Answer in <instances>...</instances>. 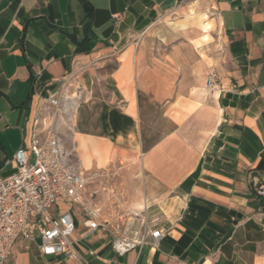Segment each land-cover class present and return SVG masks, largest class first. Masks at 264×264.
I'll use <instances>...</instances> for the list:
<instances>
[{"label": "crops", "instance_id": "0c3cea01", "mask_svg": "<svg viewBox=\"0 0 264 264\" xmlns=\"http://www.w3.org/2000/svg\"><path fill=\"white\" fill-rule=\"evenodd\" d=\"M184 2L0 0V176L16 169L37 94L79 68L87 96L66 146L86 169L113 152L141 156L140 209L110 215L163 232L120 255L75 209L82 260L43 255L40 239L25 238L4 264H264V196L254 191L264 183V0H209L215 22L182 17L178 35L156 33L169 44L151 48L147 31ZM213 27L222 53L209 50Z\"/></svg>", "mask_w": 264, "mask_h": 264}, {"label": "built area", "instance_id": "2783aa9c", "mask_svg": "<svg viewBox=\"0 0 264 264\" xmlns=\"http://www.w3.org/2000/svg\"><path fill=\"white\" fill-rule=\"evenodd\" d=\"M79 71L65 76L52 92L37 94L34 112L26 120L24 145L12 156L16 169L0 176V264L12 254L15 243L25 238L40 239L43 255L67 253L82 260L72 239L75 209L84 214L88 228L108 232L113 249L120 255L148 242L157 244L163 235L160 228L151 230L152 220L142 219L139 232L135 218L130 221L123 215H103L86 200L89 184L105 177L107 170L81 167L75 160V148H68L63 137L64 128L73 131L76 112L87 96L77 77ZM206 82L209 89L216 88L218 71L211 70ZM254 191L264 196V183Z\"/></svg>", "mask_w": 264, "mask_h": 264}, {"label": "rangeland", "instance_id": "374dc122", "mask_svg": "<svg viewBox=\"0 0 264 264\" xmlns=\"http://www.w3.org/2000/svg\"><path fill=\"white\" fill-rule=\"evenodd\" d=\"M204 12L206 17L205 21L212 19L215 22L216 13L215 9L210 5L209 0H187L183 3V7L177 8L171 12L163 13L155 22L152 28H150L146 33V38H149L148 43L151 48L154 45L158 48H162L163 44H169V39L164 42H160L158 37L154 34H171V38L178 35L177 22L182 17L192 18V22L196 16L204 17ZM207 13V14H206ZM197 26V25H196ZM199 26V25H198ZM192 31V30H191ZM182 33V32H181ZM212 39L209 44L210 52L215 51V53H222L224 50L222 42L217 40V32L213 27L211 29ZM169 38V36L167 37ZM136 45L131 44L129 46L130 52V64L133 66V59L135 55ZM150 115H153V108L150 110ZM153 124L152 122L149 123ZM63 137L67 146L71 147L72 144V130L64 128ZM149 142L153 141L155 138L153 136L148 137ZM75 160L79 162L78 157L75 155ZM80 165V164H79ZM81 166V165H80ZM107 170V175L89 184L88 189L85 193L86 200L90 205H95L100 208V212L103 215L112 214L114 212L126 211L131 209H140V203L134 199V194L140 193V187L133 181L134 178L142 177L141 170V156H132L129 152L117 153L113 152L110 156L105 158V161L98 165ZM83 167V166H82ZM84 168V167H83ZM96 169V167H92ZM98 168V167H97ZM86 169V168H85ZM88 169V168H87ZM91 169V168H90ZM140 176V177H139Z\"/></svg>", "mask_w": 264, "mask_h": 264}]
</instances>
